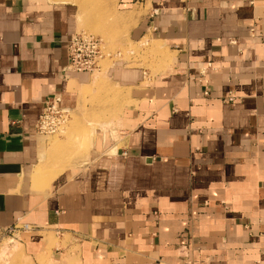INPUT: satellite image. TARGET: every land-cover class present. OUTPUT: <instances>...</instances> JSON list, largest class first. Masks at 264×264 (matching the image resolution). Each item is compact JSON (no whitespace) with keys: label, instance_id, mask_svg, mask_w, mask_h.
I'll list each match as a JSON object with an SVG mask.
<instances>
[{"label":"crops","instance_id":"crops-1","mask_svg":"<svg viewBox=\"0 0 264 264\" xmlns=\"http://www.w3.org/2000/svg\"><path fill=\"white\" fill-rule=\"evenodd\" d=\"M118 7L124 41L164 59L103 60L120 139L88 125L73 163L36 124L47 99L74 112L102 88L62 75L77 15L0 0V237L30 227L13 239L25 264H264V0Z\"/></svg>","mask_w":264,"mask_h":264},{"label":"rangeland","instance_id":"rangeland-1","mask_svg":"<svg viewBox=\"0 0 264 264\" xmlns=\"http://www.w3.org/2000/svg\"><path fill=\"white\" fill-rule=\"evenodd\" d=\"M51 3H66L71 6L74 13L78 18L77 27V16H76V31L75 34H85L94 37H99L103 39L106 44V51L108 54H116L120 52L121 56L118 58H124L129 61L130 56H128V51H132L134 54H139V60L142 67L151 69L153 72L161 68L164 55L161 53L160 47L157 46L152 48L151 51H146L149 48L147 43V38H143L136 46L129 45V42L124 41V27L122 25L124 21V16L120 14L118 1L119 0H48ZM137 9V8H135ZM81 21V24H80ZM141 47V48H140ZM144 49V50H143ZM148 55H152L151 63H147L145 58ZM158 58V59H157ZM105 61L101 63L100 71L96 70L93 72L92 78L94 81L93 86L101 85L102 88L97 90V92L92 93L88 103L83 107V109H78V111L69 112L67 111L68 117L64 120L61 128L57 134H55V116H51L48 119V124L50 126L49 132L52 134L49 137L51 141L54 139L55 145L53 147L54 153H58L60 150L59 143L61 140L65 141L66 146L71 147L70 153L63 152L60 153L61 156L65 157L66 154L71 157L73 163L77 162L85 145V129L90 124H102L101 126H93L95 136L98 134V129L105 131L109 129L110 132L115 134V138L118 137L119 133H115L117 114H119V108L122 105V100L120 98V90L112 86L110 81L104 74ZM104 63V64H103ZM132 64V63H131ZM134 65V66H133ZM148 65V66H147ZM136 66V62L132 64V67ZM105 67V68H104ZM98 82V83H97ZM72 121H75L71 124ZM115 122L111 124L112 122ZM110 125V126H109ZM105 127V128H104ZM117 129V128H116ZM54 134H53V133ZM89 133L87 132V135ZM90 135V134H89ZM49 139V138H48ZM120 139V135H119ZM50 141V144H51ZM57 146V148H56ZM57 149V150H56ZM114 148L113 150H115ZM112 150V151H113ZM69 152V151H68ZM59 154V155H60ZM68 157V156H67ZM55 160H57V154H55ZM62 160V158H61ZM58 159L56 162L60 163ZM52 163H55L54 161ZM53 166H57L54 164ZM54 168L50 169L51 170ZM15 242L10 237H4L0 240V264H25V258L21 253H19L18 247L13 248Z\"/></svg>","mask_w":264,"mask_h":264},{"label":"built area","instance_id":"built-area-1","mask_svg":"<svg viewBox=\"0 0 264 264\" xmlns=\"http://www.w3.org/2000/svg\"><path fill=\"white\" fill-rule=\"evenodd\" d=\"M66 56L67 64L62 69L64 78L77 73H85L91 76L93 72L99 69V63L104 59L110 58L111 54L107 53L103 39L76 33L72 35L66 44ZM204 94L207 95V92ZM229 101H232V99ZM60 102V97H52L44 102L43 113L36 124V132L39 135L47 138L52 135L49 132L50 126L48 124V119L51 116H55V131L53 132L55 134L59 132L62 123L68 117L66 112L68 109L61 107ZM28 231H30L28 225L14 226L7 229L6 233L0 237V240L6 236L14 239L19 232Z\"/></svg>","mask_w":264,"mask_h":264},{"label":"bare ground","instance_id":"bare-ground-1","mask_svg":"<svg viewBox=\"0 0 264 264\" xmlns=\"http://www.w3.org/2000/svg\"><path fill=\"white\" fill-rule=\"evenodd\" d=\"M78 16H79V14H78ZM79 18V17H78ZM81 18H79V20H80ZM81 20H83V19H81ZM80 24H81V21H80ZM98 70V69H97ZM96 72V71H95ZM93 75V74H92ZM67 112V111H66ZM52 142H55V140L53 139L52 140Z\"/></svg>","mask_w":264,"mask_h":264}]
</instances>
